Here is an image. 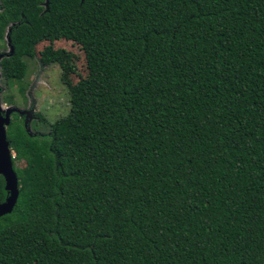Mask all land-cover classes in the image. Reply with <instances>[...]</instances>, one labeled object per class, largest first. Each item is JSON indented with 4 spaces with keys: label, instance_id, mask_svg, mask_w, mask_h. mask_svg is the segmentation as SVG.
<instances>
[{
    "label": "trees",
    "instance_id": "16d2710c",
    "mask_svg": "<svg viewBox=\"0 0 264 264\" xmlns=\"http://www.w3.org/2000/svg\"><path fill=\"white\" fill-rule=\"evenodd\" d=\"M0 1L8 85L44 40L90 79L47 132L7 127L0 264H264V0Z\"/></svg>",
    "mask_w": 264,
    "mask_h": 264
},
{
    "label": "rangeland",
    "instance_id": "374dc122",
    "mask_svg": "<svg viewBox=\"0 0 264 264\" xmlns=\"http://www.w3.org/2000/svg\"><path fill=\"white\" fill-rule=\"evenodd\" d=\"M49 2L50 0H41L43 10L48 8ZM13 25L15 23H11L3 37H0V56H7L12 52L10 37ZM23 59L26 71L20 81L8 85L0 75V102L4 113L5 110L14 108L15 111L23 109L28 113L40 114L42 121L30 123L31 120H27L26 125L31 127L32 124L36 129H28L30 134H35L37 130L45 133L49 129V123L67 115L71 94L89 86L84 52L71 41L44 40L35 46L33 57L25 56Z\"/></svg>",
    "mask_w": 264,
    "mask_h": 264
},
{
    "label": "water",
    "instance_id": "95a60500",
    "mask_svg": "<svg viewBox=\"0 0 264 264\" xmlns=\"http://www.w3.org/2000/svg\"><path fill=\"white\" fill-rule=\"evenodd\" d=\"M12 52L9 55H11ZM3 57L5 56H0V61ZM13 111H15L14 108H9L5 110V115H3L4 110L2 102H0V174L5 176L7 190L10 193L8 198L0 203V216L11 213L17 203L19 195V181L11 161L13 152L7 133V126L11 123V113Z\"/></svg>",
    "mask_w": 264,
    "mask_h": 264
},
{
    "label": "flooded vegetation",
    "instance_id": "af4514ba",
    "mask_svg": "<svg viewBox=\"0 0 264 264\" xmlns=\"http://www.w3.org/2000/svg\"><path fill=\"white\" fill-rule=\"evenodd\" d=\"M0 69H1V66H0ZM0 75L2 76V74L0 73ZM15 114H17V116H18V118L20 119V120H22V123H23V125H24V128H25V130H26V132L28 133V134H30L29 133V131H28V129H30V128H33L32 127V124H30V126L31 127H28L26 124V121L27 120H31L30 121V123L31 122H33V121H42V117H41V115L40 114H35V113H28L26 110H23V109H20L19 111H13L12 113H11V122H12V118H13V116L15 115ZM3 115H5V113L3 112ZM32 115H33V117L34 118H32ZM26 117H27V119H26ZM32 118V119H31ZM26 119V120H25ZM8 127V126H7ZM33 130L34 131H36V129H34L33 128ZM8 132V131H7ZM38 132V133H37ZM37 132H35V134H30V135H36V134H40V132L37 130ZM13 152V151H12ZM13 154V153H12ZM13 157H14V155H13ZM12 163H13V161H12ZM13 167H14V165H13ZM15 170V169H14ZM16 172V171H15ZM17 174V173H16ZM0 176H3L4 177V180H5V189H6V191L8 192V194H7V197H6V199L8 198V196H9V191L7 190V183H6V178H5V176L3 175V174H0ZM18 177V176H17ZM18 181H19V178H18ZM5 199V200H6ZM4 200V201H5ZM3 201V202H4ZM0 203H2V202H0Z\"/></svg>",
    "mask_w": 264,
    "mask_h": 264
}]
</instances>
